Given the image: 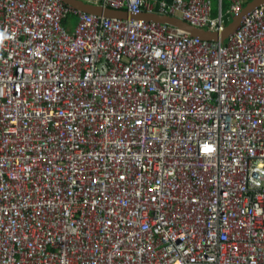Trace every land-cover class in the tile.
<instances>
[{
	"label": "built area",
	"instance_id": "2783aa9c",
	"mask_svg": "<svg viewBox=\"0 0 264 264\" xmlns=\"http://www.w3.org/2000/svg\"><path fill=\"white\" fill-rule=\"evenodd\" d=\"M84 1L210 34L251 2ZM0 31V264H264V4L224 43L63 0Z\"/></svg>",
	"mask_w": 264,
	"mask_h": 264
},
{
	"label": "water",
	"instance_id": "95a60500",
	"mask_svg": "<svg viewBox=\"0 0 264 264\" xmlns=\"http://www.w3.org/2000/svg\"><path fill=\"white\" fill-rule=\"evenodd\" d=\"M68 5L75 9H78L84 13L104 16L107 19H117L122 21H139L146 20L154 23L165 24L173 28L180 29L191 37L199 38L204 41H213L224 43L230 36H232L237 29L240 27L244 17H246L250 12L253 11L257 6L264 4V0H253L250 4L245 6L243 11L235 17L233 22L226 28L225 32L222 34H210L202 30L192 28L190 25L179 19H173L169 16H160L158 14L152 15H133L127 11H118L105 8L101 5L95 3H89L84 0H63Z\"/></svg>",
	"mask_w": 264,
	"mask_h": 264
},
{
	"label": "rangeland",
	"instance_id": "374dc122",
	"mask_svg": "<svg viewBox=\"0 0 264 264\" xmlns=\"http://www.w3.org/2000/svg\"><path fill=\"white\" fill-rule=\"evenodd\" d=\"M212 1V3H213V8H215V5H216V3H217V0H211ZM70 25L72 26V27H75L76 26V22H75V19H73V17H70Z\"/></svg>",
	"mask_w": 264,
	"mask_h": 264
},
{
	"label": "clouds",
	"instance_id": "9594fccd",
	"mask_svg": "<svg viewBox=\"0 0 264 264\" xmlns=\"http://www.w3.org/2000/svg\"><path fill=\"white\" fill-rule=\"evenodd\" d=\"M251 1V0H250ZM87 2V1H86ZM252 2V1H251ZM250 2V3H251ZM249 3V4H250ZM227 6V5H226ZM7 36H6V32L5 31H0V44H2L3 40L6 39Z\"/></svg>",
	"mask_w": 264,
	"mask_h": 264
},
{
	"label": "trees",
	"instance_id": "16d2710c",
	"mask_svg": "<svg viewBox=\"0 0 264 264\" xmlns=\"http://www.w3.org/2000/svg\"><path fill=\"white\" fill-rule=\"evenodd\" d=\"M251 1H253V0H251Z\"/></svg>",
	"mask_w": 264,
	"mask_h": 264
},
{
	"label": "crops",
	"instance_id": "0c3cea01",
	"mask_svg": "<svg viewBox=\"0 0 264 264\" xmlns=\"http://www.w3.org/2000/svg\"><path fill=\"white\" fill-rule=\"evenodd\" d=\"M228 5V4H227Z\"/></svg>",
	"mask_w": 264,
	"mask_h": 264
}]
</instances>
